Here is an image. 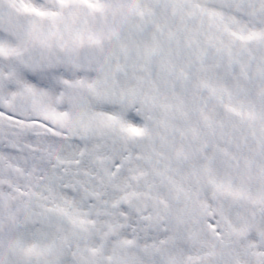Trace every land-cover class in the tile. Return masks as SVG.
Returning <instances> with one entry per match:
<instances>
[{
    "label": "snow or ice",
    "instance_id": "obj_1",
    "mask_svg": "<svg viewBox=\"0 0 264 264\" xmlns=\"http://www.w3.org/2000/svg\"><path fill=\"white\" fill-rule=\"evenodd\" d=\"M0 264H264V0H0Z\"/></svg>",
    "mask_w": 264,
    "mask_h": 264
}]
</instances>
